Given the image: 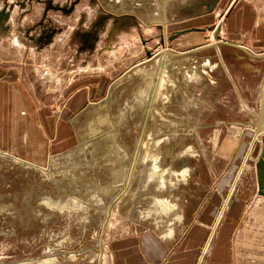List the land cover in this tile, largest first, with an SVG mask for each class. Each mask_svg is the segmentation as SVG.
Listing matches in <instances>:
<instances>
[{
    "label": "rangeland",
    "instance_id": "374dc122",
    "mask_svg": "<svg viewBox=\"0 0 264 264\" xmlns=\"http://www.w3.org/2000/svg\"><path fill=\"white\" fill-rule=\"evenodd\" d=\"M233 2L0 0V264H113L146 234L264 264L223 224L243 193L264 245V48L222 47Z\"/></svg>",
    "mask_w": 264,
    "mask_h": 264
},
{
    "label": "crops",
    "instance_id": "0c3cea01",
    "mask_svg": "<svg viewBox=\"0 0 264 264\" xmlns=\"http://www.w3.org/2000/svg\"><path fill=\"white\" fill-rule=\"evenodd\" d=\"M222 39L226 41L222 43L223 48L237 47L242 51H244L243 47L249 51L264 48V0H234L222 22ZM260 82L258 95L261 94L262 99L264 97V76ZM8 85L13 86L10 82ZM9 86L6 84L3 86L0 82V120L5 118L2 113L8 99L7 96H4V92L10 89ZM263 101H261V110L264 108ZM255 114L254 121L261 130L262 122L264 126V117L263 120L261 119L262 122L258 123L260 116L258 113ZM256 137L255 134L251 144H254ZM262 165L264 166V163ZM256 176L258 177L257 170ZM242 195L243 193L239 194L236 197L238 200L236 199L230 205L231 211L228 212L224 220L225 223H223L231 226V230L234 228L233 246L234 243L236 246H234L233 255L236 257H264V245L262 243L259 245L258 229L255 231L257 233L255 236L253 233V226H257L261 218L253 217L248 212L249 208H253V210L256 209L254 213H258L261 208L259 205L253 206L256 203L255 200H252L249 205H243L246 202H243ZM246 209L248 210L246 211ZM230 232L224 233V237H222V255L225 257L231 256L228 247ZM176 244L172 241H164L152 234L122 238L112 250L113 264H194L195 249L189 234L185 240Z\"/></svg>",
    "mask_w": 264,
    "mask_h": 264
},
{
    "label": "bare ground",
    "instance_id": "6f19581e",
    "mask_svg": "<svg viewBox=\"0 0 264 264\" xmlns=\"http://www.w3.org/2000/svg\"><path fill=\"white\" fill-rule=\"evenodd\" d=\"M120 35V34H119ZM121 39H122V36H121ZM170 55V54H169ZM135 70V69H134ZM139 70H141V69H139ZM138 71V70H137ZM134 72V71H133ZM140 73H142V74H145V73H147L145 70H143V71H140ZM141 79L142 80H146L144 77H141ZM150 78H148L147 80H149ZM258 130H259V126H257V128H256V133H258ZM257 135V134H256ZM157 143V142H156ZM263 143H264V138H263ZM263 154V153H262ZM241 170V169H240ZM160 202V201H159ZM162 202H164V201H162Z\"/></svg>",
    "mask_w": 264,
    "mask_h": 264
},
{
    "label": "water",
    "instance_id": "95a60500",
    "mask_svg": "<svg viewBox=\"0 0 264 264\" xmlns=\"http://www.w3.org/2000/svg\"><path fill=\"white\" fill-rule=\"evenodd\" d=\"M263 157H264V153H263Z\"/></svg>",
    "mask_w": 264,
    "mask_h": 264
}]
</instances>
